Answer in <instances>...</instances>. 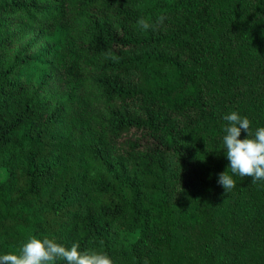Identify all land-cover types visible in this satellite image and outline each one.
<instances>
[{"label": "trees", "instance_id": "obj_1", "mask_svg": "<svg viewBox=\"0 0 264 264\" xmlns=\"http://www.w3.org/2000/svg\"><path fill=\"white\" fill-rule=\"evenodd\" d=\"M31 31L22 52L45 51L11 55ZM233 111L264 127V0H0V255L34 235L113 264H264V180L227 168Z\"/></svg>", "mask_w": 264, "mask_h": 264}, {"label": "clouds", "instance_id": "obj_2", "mask_svg": "<svg viewBox=\"0 0 264 264\" xmlns=\"http://www.w3.org/2000/svg\"><path fill=\"white\" fill-rule=\"evenodd\" d=\"M164 19V16L158 17L156 25L162 24ZM137 24L142 30L155 28V25L143 17L138 19ZM223 119L227 122L223 136L224 153L229 161L227 168H230L232 174L251 177L253 183L264 180V127L257 128L253 134L249 119L241 117L236 111L225 115ZM242 130L247 135L244 139H239ZM217 183L224 192L236 186L234 179L226 171L218 175ZM60 260L66 264H113L106 252L91 248L81 250L79 242L66 247L54 239H38L34 235L22 243L17 253L0 255V264H55Z\"/></svg>", "mask_w": 264, "mask_h": 264}, {"label": "rangeland", "instance_id": "obj_3", "mask_svg": "<svg viewBox=\"0 0 264 264\" xmlns=\"http://www.w3.org/2000/svg\"><path fill=\"white\" fill-rule=\"evenodd\" d=\"M36 35V32L31 31L29 33H26L22 39L18 40L17 43H15L13 45V49L11 51V55L15 54V53H19L20 57L19 58H31V57H38L43 51H45L46 47L50 44L51 40H41L38 39L35 42H31L32 46L30 47V49H28L29 51L27 52H22V50L27 47V43L34 39V36ZM64 36L62 34L57 35L53 41L55 43H59L61 42V39ZM29 46V45H28ZM30 73V72H29ZM53 71H51L50 69H48L47 67H42L41 65L38 66V69L34 72H31V76L28 78L30 83H34L37 84L40 81L46 79L47 77L50 76V74H52ZM2 176L0 175V178Z\"/></svg>", "mask_w": 264, "mask_h": 264}]
</instances>
